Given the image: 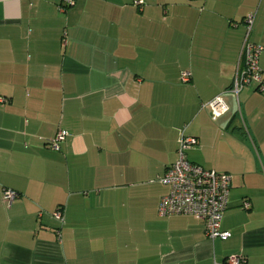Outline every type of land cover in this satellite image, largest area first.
I'll return each instance as SVG.
<instances>
[{
    "label": "crops",
    "instance_id": "obj_1",
    "mask_svg": "<svg viewBox=\"0 0 264 264\" xmlns=\"http://www.w3.org/2000/svg\"><path fill=\"white\" fill-rule=\"evenodd\" d=\"M64 4L0 0V264H264V90L231 91L244 41L264 46V0ZM182 132L190 161L232 175L226 239L158 214Z\"/></svg>",
    "mask_w": 264,
    "mask_h": 264
},
{
    "label": "built area",
    "instance_id": "obj_2",
    "mask_svg": "<svg viewBox=\"0 0 264 264\" xmlns=\"http://www.w3.org/2000/svg\"><path fill=\"white\" fill-rule=\"evenodd\" d=\"M141 2V1H140ZM74 0H65L66 6H70ZM248 31L253 24V17L246 18ZM264 46L248 41H244L243 53L245 66L238 70L231 91L237 96L240 91L251 83H257L259 89L264 90L262 68L260 66V55ZM182 81H190V73H182ZM0 101L4 99L0 98ZM211 110L212 119L216 120L229 111L228 104L221 96H217L205 103ZM240 110V109H239ZM241 112V111H240ZM244 126L247 127L244 119ZM68 131L60 129L53 137L46 139V145L52 150L60 151L61 144L66 140ZM198 145L196 136L187 135L184 132L178 141V157L174 163L166 168L165 173L159 178V182L169 187V191L161 196L158 205L160 217L171 215H191L206 223V233L211 238H228L230 232L223 230L222 221L228 207L229 194L231 190L232 175L227 172L217 171L204 167L190 161L187 151ZM3 201L10 207L18 197V192L14 189H3ZM244 207L249 208L250 203L244 202ZM54 216L63 221V215L58 209ZM246 258L242 254L229 256L225 264H245Z\"/></svg>",
    "mask_w": 264,
    "mask_h": 264
}]
</instances>
